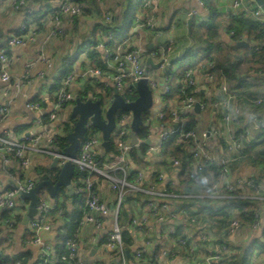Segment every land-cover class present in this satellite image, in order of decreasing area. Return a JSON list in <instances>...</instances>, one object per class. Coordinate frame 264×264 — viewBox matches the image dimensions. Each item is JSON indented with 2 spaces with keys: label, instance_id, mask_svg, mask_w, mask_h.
<instances>
[{
  "label": "built area",
  "instance_id": "1",
  "mask_svg": "<svg viewBox=\"0 0 264 264\" xmlns=\"http://www.w3.org/2000/svg\"><path fill=\"white\" fill-rule=\"evenodd\" d=\"M16 11H20L23 15L33 14L32 8L29 6V0H3ZM101 10L103 20L108 24L112 22L113 16L119 11L117 8L111 7L112 0H97ZM142 7L147 10L142 21V25L149 30L155 31L158 28V4L155 0H141ZM200 6H204L202 0H197ZM230 16L239 17L243 15L255 20L264 26V10L257 4L256 0H232L230 3ZM83 4L77 0H60L58 5L51 11L44 13V17L48 18L46 27L48 37H63L66 31L61 24V18L67 16L73 18L80 15L83 11ZM46 14V15H45ZM21 34L11 35L7 39L9 46H26L34 37L32 31L27 30L24 23L20 25ZM113 39L111 31L107 32L104 39H98L94 47L103 50L105 61L111 62L115 67V72L111 76L112 83L104 82L102 92L110 90L102 100L103 109H105L113 97L112 88L123 96L125 101H131L136 96V91L130 86V83L139 79H146L149 88L152 91L153 103L150 109L144 114L145 122L148 123L147 134L143 139L138 137V145H145L142 153L147 156H153L163 153L165 144L172 141L173 144L181 147L185 152V170L184 175L191 179H196L201 171L207 165H215L219 168L222 180L215 185L210 193L185 192L182 187L185 185L184 178L181 176L182 161L180 158L168 154L163 157L165 163L171 166L172 174L166 178L163 187L157 188L161 182L165 180L163 172L150 173L142 168L134 167L131 158V152L136 151L135 145L132 144L130 136L131 113L122 111L115 113V127L111 132L113 136L114 153L111 156L102 157L99 154L102 138L98 129L93 127L90 122L85 125V133L80 139L79 149L74 158H69L64 150H60V137L64 134V124L54 123L57 120L59 111L65 107L72 106L76 99V95L71 87L75 81V73L68 71L61 79L58 88L54 92L51 108L48 113V122L43 125L38 132H23L17 136L10 138L0 132V151H3V163H9L11 159H15L19 165L28 169L34 155L57 157V166L61 167L67 160H71L75 169L83 173L75 180L73 192L83 194L82 216L80 222L91 224L95 228H101L108 218L111 221V228L107 232L105 240L102 244L105 250H115L120 258L118 264H129L125 254L122 232L125 229L133 231L140 230L146 226L148 221H154L161 225H167L164 231L165 236L171 238L174 243L170 250L160 248L158 244H153V255L151 258H145L148 247L153 243L151 240H142L140 245L130 253L131 264H157L160 258L174 259L177 256L189 260L192 264H220L222 255L228 252L230 245L228 243L229 235L236 232L242 222L239 215H230L227 225L222 232L220 242L217 243L215 253L207 255L205 258L199 257L195 239L190 235L179 234L177 232L176 221H180L181 225H197L198 221L186 209L182 207H172L177 201H186L194 199H210L217 202L226 198L239 197L243 199L255 200L264 203V181L258 179L256 174L232 176L231 165L239 162L244 157V151L248 138L251 135L250 126L254 125L264 130V116L257 109H245L241 100L249 99L254 107H259L264 103V98L251 99L246 97L240 91V88L232 86L223 77H217L213 73L207 76L214 80L217 93L209 100H199L193 93L198 90L197 80L194 78V69H187L183 76L179 79V92L181 94L178 103L169 109V114L165 113L164 97L170 91L171 75L163 72L162 68L168 63L166 53L173 46L174 41L170 36L166 37L167 52L157 55L154 51H148L144 48H126L123 49L122 44H118L115 48L109 49L107 43ZM86 47L92 45L87 42ZM254 51H262L263 43H255L252 47ZM149 52V53H148ZM150 56L153 61L162 60L159 70L160 76L154 71L144 69V61ZM42 61H46L43 56ZM215 62L213 60L206 61V68H213ZM26 66L25 77L28 75L31 63ZM9 58L6 50H0V79L4 82L10 79L9 74ZM90 72L94 75H100V68H91ZM43 72L39 71L38 76L42 77ZM162 77V81H160ZM127 80L130 82L127 84ZM16 87H19L17 84ZM189 92H191L189 94ZM7 91L4 90L6 97ZM0 104V126L6 120L9 109L6 104V98ZM98 98V97H97ZM195 102H199V113L208 106L211 110V116L208 123L197 124L195 127L187 128L186 121L193 111ZM158 106L157 111H153L152 107ZM29 109H40L38 101H30L26 104ZM153 111V112H152ZM153 113L150 116V113ZM195 113V112H194ZM155 118L159 123V131L153 136L149 125L151 120ZM197 121V120H196ZM200 122V121H199ZM54 123L52 127L48 124ZM198 123V122H197ZM146 140L149 142L146 143ZM130 155V156H128ZM130 171H134L133 175H129ZM150 174V175H149ZM98 180L106 181L111 191L114 192V201L109 203L104 200L97 192ZM73 181V180H72ZM39 181L31 176L26 175L23 180H19L12 188L6 189L0 193V208L13 209L19 200L22 192H28L37 185ZM72 183V182H71ZM233 191H238L236 195H232ZM141 194L144 196L139 214L129 218L128 227L121 223L119 212L124 205L126 198H133ZM112 206V208H111ZM37 217L32 218L29 222V229L32 234L31 242L38 246V260L35 264H54L53 248L45 240L44 235L52 229V223L48 217L52 211L61 215L62 206L57 199L50 200L47 194H38V203L36 206ZM262 208L257 207L253 213V220L250 222L252 228L261 227ZM78 229L76 230V233ZM195 234L198 239L206 241L209 235L204 230H199ZM66 252L59 255L60 261L70 260L72 264H85L78 255L76 238H69L65 242ZM256 255L252 254L253 259ZM0 258L5 259L9 256L0 253ZM214 262V263H213ZM9 264H23L19 258H11ZM101 264V263H100ZM187 264H189L187 262ZM259 264V263H258Z\"/></svg>",
  "mask_w": 264,
  "mask_h": 264
},
{
  "label": "crops",
  "instance_id": "2",
  "mask_svg": "<svg viewBox=\"0 0 264 264\" xmlns=\"http://www.w3.org/2000/svg\"><path fill=\"white\" fill-rule=\"evenodd\" d=\"M77 1L84 6L82 13L73 18L67 16L61 18V24L66 31V35L63 37H48L46 31L48 18L43 15L55 8L60 0H29L28 4L33 10L31 15H23L20 11L13 10L6 1L0 0V50H6L9 58L8 70L10 74L8 81L4 82L0 79V104L3 102L4 90H6L5 98L9 109L6 120L0 126V132L8 137L13 138L23 132H38L44 128L43 125L49 120L48 113L54 92L58 88L62 77L68 71H73L76 74L71 89L76 97L80 96L83 100L88 98L89 95L97 98L103 90V83H112L111 76L115 72V67L111 62L105 61L102 49L94 47L96 41L100 38L104 39L107 32L111 31L113 34L112 41L107 43L109 49H113L118 44L126 41V44H123V49L144 48L148 51H160V55L164 54V49L159 37H164V43H166V37L170 36L174 41L173 48L166 53L170 62L171 59L179 57L186 47L193 45L187 34L189 15H192L191 20L198 24L206 20L209 10H214L216 13L218 31L215 36L214 49L208 60L238 62L237 75L242 80L239 87L240 91L251 99L264 98V50L260 52L250 48L259 42L264 45V35L256 40L252 34H247L249 29L243 19L248 17L243 15L239 17L230 16L229 5L232 0H202L204 6H200L197 0H155L154 2L159 7L158 28L155 31L146 29L142 25L147 10L139 5L130 30L125 36L118 35L117 37L116 35L117 38L113 31L114 27H118V21L114 18L115 15L110 29H106L103 24L106 22L103 20L102 10L97 0L95 3L91 0ZM128 1L112 0L110 5L121 11ZM134 1L136 0H131L132 3ZM22 23L26 25L27 30L34 33L33 39L23 47L7 45L6 41L11 35L21 34L20 25ZM244 37H247L248 46L237 45V42ZM87 42L91 43L90 48L86 47ZM41 56L49 63L42 61ZM28 63H31V67H29L28 75L25 77V65ZM178 67L179 64H175L172 69L177 70ZM205 67L206 65L201 68H193L198 90L203 94V97L199 100H209L217 93L215 81L208 78L209 73L204 70ZM91 68H100L102 72L100 75H94L90 72ZM39 71L43 72L42 77L38 76ZM154 72L160 76L161 72L159 70ZM179 79L176 78L175 83L178 84ZM129 82L127 80V84ZM16 84L19 87H16ZM165 97L164 105H166ZM30 101H38L40 109H29L26 104ZM240 102L245 109L255 108L264 116V107H254L252 102L246 98ZM168 103L169 109H172L178 103V100L173 99ZM207 109L206 113L202 111L200 114L190 113L197 120L198 125L208 123L212 109L209 106ZM70 110L71 106L60 110L54 123L65 124L69 120ZM54 123L48 124L47 127H52ZM250 129L251 135L248 138L246 147L263 130L254 125H251ZM149 131L153 138L159 131V123L155 118L150 122ZM98 152L103 158L108 157L107 152L104 150L99 148ZM3 155V151H0V193L12 188L17 181L23 180L26 175H31L41 181L43 175L42 164H45L48 175H53V169L59 171L58 166L51 167L53 158L49 156L34 155L28 169H24L15 159H11L9 163H3ZM166 155L168 153L163 151L162 155L147 156L143 154L142 157L138 155L140 157L138 160L131 158L134 167L142 168L150 173L163 172L165 180L157 185V188H161L166 183V178H169L172 174L171 166L167 165L163 159ZM243 163L244 159L231 165L233 177L253 173L258 176L263 174L259 171H249L250 167L245 169L243 173H236V169L242 167ZM157 165L159 167L155 169ZM74 186L75 181H72V188ZM96 190L104 200L109 203L114 201L115 194L110 190L106 181L98 180ZM41 194H47L50 200L57 199L63 209L61 215L54 211L50 213L48 220L52 223V229L44 235L45 240L54 250L52 261L54 264H72L70 260H59L58 254L61 252V245L57 239L58 233L70 219V212L73 208L71 198L51 197L47 189ZM178 203L180 201L173 204V207L176 208ZM141 206L142 202L140 201L125 202L121 223L128 227L129 218L137 213L139 214ZM260 207L262 208L261 227L252 228L249 222H242V226L229 235L230 248L228 252L222 255L224 257L220 259V264H264V252L260 250V245L264 246V203ZM194 209H197V205ZM27 213L28 200H24L23 203L18 200L16 207L13 209L0 208V253L9 256L8 259L0 258V264H9L11 258H19L23 264H35L37 262L38 246L31 242L32 234L29 229V222L32 218L37 217V212L28 220L26 219ZM230 215H239V211L233 209ZM228 220V216L226 218H216L209 212H202L198 216L197 225L178 224L179 229L177 232L187 237L194 234L191 237L195 239V245L198 249L197 254L201 258H205L207 255L215 253L216 244L220 242L221 234L224 232ZM111 225L108 218L105 219L101 228H95L88 223H79L78 232L76 233V245L78 255L85 264L120 263V258L115 250H105L102 246ZM166 226L165 224L161 225L154 221H148L146 226L140 230L128 229L133 238V243L129 248L130 253L145 239L153 242L147 249L146 259L152 257L154 243L158 244L160 248L170 250L174 241L165 236ZM199 230L206 231L210 238L206 241L198 239V235L195 233ZM63 245V248L66 249L65 243ZM252 254L256 255L254 259ZM128 262L131 264L130 258ZM187 262L192 264L189 260L177 256L174 259L160 258L157 264H187Z\"/></svg>",
  "mask_w": 264,
  "mask_h": 264
},
{
  "label": "trees",
  "instance_id": "3",
  "mask_svg": "<svg viewBox=\"0 0 264 264\" xmlns=\"http://www.w3.org/2000/svg\"><path fill=\"white\" fill-rule=\"evenodd\" d=\"M95 3L96 0H91ZM142 6L141 0H136L134 3L129 0L126 5L119 11L118 14L115 15V19L118 21V27H114V34L115 37L117 35L125 36V34L130 30L131 25L133 23V19L135 18V12L138 8V6ZM114 18L112 22L114 21ZM244 23L248 26V32L247 34H252L253 37L258 40L264 35V26L259 24L253 19L250 18H244ZM112 22L110 23H103L106 29H110ZM112 29V28H111ZM218 31V23L216 21V13L214 10H209L207 13L206 20L195 24L193 20H191L190 24V33L191 36L194 39L193 45H190L185 48L183 53L176 58H173L170 60V68H169V74L171 75V83H170V91L166 95V105H165V113L169 109V103L171 100L176 99V101L180 98L181 94L179 92V84L175 83L176 78H181L184 74V72L189 68H201L202 66L206 65V61L209 59L210 54L215 46V36L217 35ZM116 37V38H117ZM264 50V45H263ZM149 53V52H148ZM175 64H179V67L177 70H173L172 66ZM237 69H238V62H220L217 61L214 64L213 68H204V70L207 73H213L216 74L217 77H223L226 79L232 86L234 87H240L242 84V80L237 75ZM109 89L103 93L100 92L98 94V97H105L106 94L109 93ZM191 92H189L190 94ZM197 99H200L203 97V94L197 90L193 92ZM80 97V96H77ZM131 97H136L131 96ZM264 107V103L259 106V108ZM120 112V111H118ZM117 112V113H118ZM144 114H142V119L144 120ZM75 122V120H73ZM197 125V121L193 117V115H189L186 121V127L192 128ZM71 130V126L68 123L64 124V134L60 137L59 142V148L60 150H64V148L68 145V140L66 138V133ZM147 126H141L139 131L137 132V136L140 139H143L146 135ZM264 134V131H260L258 136L251 140L248 144V146L245 148L244 156L249 152L250 149L259 146L260 141L256 140L260 136ZM145 149V145H140V150L143 153ZM164 151L168 154H172L178 158L181 159L182 167H181V176L184 178L185 185L182 187V191L185 192H193V193H200V192H207L210 193L214 190L215 185L218 184L222 180V175L218 167L215 165H207L204 167V169L201 171L199 176L196 179L188 178L184 175L185 170V152L181 150V147L178 145L173 144L172 141H168L165 144ZM114 153V144H113V136L110 137V150L106 154L108 156H111ZM102 157H99L100 160H102ZM131 157L133 159H140L136 151L131 152ZM248 159L253 163L257 165H261L264 167V147L261 149H257L255 153L248 157ZM134 171H130L129 175H133ZM83 173L79 172L77 169L74 171V175L72 180H78L79 176ZM57 175H42L40 180L43 179H49L53 183L57 180ZM259 180L264 179V171L263 174L258 176ZM64 187H60L58 190L57 196L60 195V190ZM43 191L45 188L42 189ZM40 191L39 194H41L43 191ZM238 191H233L231 194L236 195ZM71 198V203L73 208L70 212V219L68 222L65 223L63 229L58 233L57 239L60 243L61 252L58 255L64 254L66 252V249L63 248V243L66 242L69 238H76V230L78 229L81 216H82V209L81 205L83 204V194H78L73 192L70 196H66ZM144 199V196L141 194H137L133 200L135 201H142ZM125 202L131 203L132 200L130 198H126ZM187 202V203H185ZM180 202V205L182 208L186 209L192 216H195L198 221V216L202 212H209V214L213 215L216 218H226L230 216V212L233 209H236L239 211V218L241 222H252L253 220V213L254 210L257 207L261 206V202L250 200V199H243L239 197H232V198H226L217 202H213L210 199H194V200H186V201ZM197 205V209L195 210L194 207ZM177 230L179 229V226H176ZM123 237V244L124 249H129L130 246L133 243V238L131 236V233L129 230L125 229L122 232ZM262 244V243H261ZM260 250L264 252V246L260 245Z\"/></svg>",
  "mask_w": 264,
  "mask_h": 264
},
{
  "label": "water",
  "instance_id": "4",
  "mask_svg": "<svg viewBox=\"0 0 264 264\" xmlns=\"http://www.w3.org/2000/svg\"><path fill=\"white\" fill-rule=\"evenodd\" d=\"M257 4L262 7L264 10V0H256ZM192 15H189L187 20V34L191 38L194 43V39L190 33V24H191ZM164 37L160 36V42L163 43L164 52H167V44L164 43ZM247 37H244L240 41L237 42V45L242 47H247L248 43L246 41ZM162 60L153 61L150 56H147L144 61V69L147 71L150 68L157 69L161 67ZM170 68V63H165L162 68L163 72H168ZM160 81H162V77H160ZM130 86L133 87L136 91V97L131 101H125L123 96L117 91L116 88H112L113 97L110 100L108 106L103 109L102 100L103 98H93L92 95H89L88 98L82 99L81 97H76L74 104L71 106L70 110V118L74 119L75 122L70 131L66 133V138L68 140V145L64 148V153L69 158H74L77 154L80 145V139L83 137L85 133V125L87 122L98 129L101 133V146L105 152H109L110 150V137L111 132L115 127V113L118 110L129 111L131 113V131L130 136L132 140V144L135 145L137 154L142 157L141 150L138 145V136L137 132L139 131L141 126H147L148 123L143 121L142 114L146 113L152 103V91L147 84L146 79H139L130 83ZM199 102H195L193 111L195 113H199ZM149 141L146 140V143ZM130 156V155H128ZM58 158L54 157L52 159L51 167L57 166ZM75 167L72 164L71 160H67L61 167H59L57 180L53 183L51 180L43 179L37 183L35 187H33L28 192H22L19 195V200L21 203L24 200H28V213L26 219L35 215L36 206L38 203V194L39 192L45 188L49 192L51 197H56L58 194V190L60 187H65L67 190V194L71 195L73 193L72 188V178L74 175ZM112 208V206H111ZM176 224H180V221H176ZM125 254L127 258H130L129 249L125 250Z\"/></svg>",
  "mask_w": 264,
  "mask_h": 264
},
{
  "label": "rangeland",
  "instance_id": "5",
  "mask_svg": "<svg viewBox=\"0 0 264 264\" xmlns=\"http://www.w3.org/2000/svg\"><path fill=\"white\" fill-rule=\"evenodd\" d=\"M155 53L157 55H160L159 53H161V52L160 51H155ZM153 70H155V69L154 68H151L150 69V71H153ZM152 110L153 111H157L158 110V106L157 105H154L152 107ZM207 110L208 109L206 108L202 112L203 113H206ZM152 112L150 113V116H152V114H153ZM166 114L167 115L169 114V109L166 111ZM73 120L74 119H71L70 116H69V120L66 122V123H68L71 126V128L73 127V124H74V121ZM256 140H259L258 142H260V141H263V142H260L259 146H256V147H254V148H252V149L249 150V152L243 157L244 163H243L242 167H239L238 169H236V173H243L245 171V169H247L248 167H250L249 171H259V172H263L264 171V167L263 166L257 165V164H253L248 159L249 156L253 155L255 153V151H257V149H261V148L264 147V134H262V136H260ZM259 166H260V168H259ZM45 167H46L45 164H42V166H41V168L43 170L42 172H43L44 175H48L46 173V168ZM158 167H159V165H157L155 169H158ZM52 172H53V174H56V173H58V169L57 170L56 169H53ZM59 196H63V197H66L67 196L65 187L60 190V195ZM185 203H187V202H185ZM171 206L173 207V204H171ZM123 207H124V205L122 206V208L120 209V212H119V219H120V221H121V217L123 215ZM177 207H181L180 203L177 204Z\"/></svg>",
  "mask_w": 264,
  "mask_h": 264
}]
</instances>
